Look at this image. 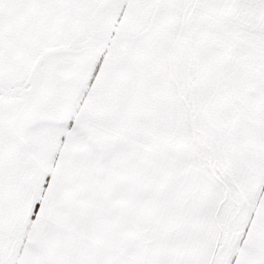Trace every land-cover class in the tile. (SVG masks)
Masks as SVG:
<instances>
[{"label": "snow or ice", "instance_id": "1", "mask_svg": "<svg viewBox=\"0 0 264 264\" xmlns=\"http://www.w3.org/2000/svg\"><path fill=\"white\" fill-rule=\"evenodd\" d=\"M0 264H264V0H0Z\"/></svg>", "mask_w": 264, "mask_h": 264}]
</instances>
